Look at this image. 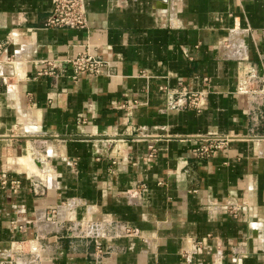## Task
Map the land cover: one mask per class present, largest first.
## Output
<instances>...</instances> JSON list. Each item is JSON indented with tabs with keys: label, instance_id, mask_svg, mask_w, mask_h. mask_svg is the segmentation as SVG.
<instances>
[{
	"label": "crops",
	"instance_id": "1",
	"mask_svg": "<svg viewBox=\"0 0 264 264\" xmlns=\"http://www.w3.org/2000/svg\"><path fill=\"white\" fill-rule=\"evenodd\" d=\"M86 7L88 28H51L53 0H0L18 61L0 72V258L39 236L43 264H264V0ZM88 45L116 76L38 74ZM183 89L207 92L203 110L172 109ZM216 138L227 146L197 156ZM88 217L138 232L101 260L57 239Z\"/></svg>",
	"mask_w": 264,
	"mask_h": 264
},
{
	"label": "built area",
	"instance_id": "2",
	"mask_svg": "<svg viewBox=\"0 0 264 264\" xmlns=\"http://www.w3.org/2000/svg\"><path fill=\"white\" fill-rule=\"evenodd\" d=\"M45 25L51 28H88L86 0H53L52 12ZM262 34L264 36V31ZM8 44V40L0 42L1 73L4 65H13L15 68L18 63L15 55L3 58ZM65 65L72 67L73 75L71 77L76 80L84 74H107L110 77L117 75L111 61L89 45L65 60L49 57L38 62L37 72L39 75H54ZM246 82L249 84L251 79H247ZM172 93V96L177 95L171 106L176 111L183 108L201 111L207 103V92L205 91L183 89ZM228 141V138L213 139L196 149L197 156L209 157L217 150L224 149ZM11 183L12 188L18 191L20 182L12 181ZM3 185H8L7 179L3 180ZM36 190H38L37 185ZM233 210L236 212L238 209L234 208ZM56 232L58 233L57 239H69L74 248L84 246L87 253H90L94 248L97 258L101 260L112 256L113 250L110 244L114 239L133 236L138 230L118 221L88 217L70 219L67 226H61ZM45 240H47L46 237L38 236L12 242L9 250L0 258V264H43L48 251H50ZM203 246L204 241H198L195 252H200Z\"/></svg>",
	"mask_w": 264,
	"mask_h": 264
}]
</instances>
